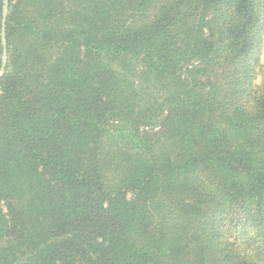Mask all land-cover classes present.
I'll return each instance as SVG.
<instances>
[{"label":"trees","instance_id":"16d2710c","mask_svg":"<svg viewBox=\"0 0 264 264\" xmlns=\"http://www.w3.org/2000/svg\"><path fill=\"white\" fill-rule=\"evenodd\" d=\"M8 1L0 264H264V0Z\"/></svg>","mask_w":264,"mask_h":264},{"label":"rangeland","instance_id":"374dc122","mask_svg":"<svg viewBox=\"0 0 264 264\" xmlns=\"http://www.w3.org/2000/svg\"><path fill=\"white\" fill-rule=\"evenodd\" d=\"M8 3L9 1L7 0V14L9 13V8H8ZM6 4V3H5ZM68 4V2H65L64 3V6ZM71 4L75 5V2H71ZM3 34V33H2ZM5 34V33H4ZM19 42V40H17ZM25 41L23 43H21V45L19 46L20 50L24 48V45H25ZM18 47V46H17ZM8 54V53H7ZM8 58V55L6 57V59ZM3 60H4V55H3ZM261 63L264 65V43H263V50H262V54H261ZM6 64H7V60H6ZM137 64V63H136ZM136 68V66H135ZM137 68H138V72H141L142 68L137 65ZM5 72V71H4ZM4 72L0 71V78L3 76ZM138 82H141L140 79L136 81L135 84H137ZM256 83H261V76L258 78L257 82Z\"/></svg>","mask_w":264,"mask_h":264},{"label":"water","instance_id":"95a60500","mask_svg":"<svg viewBox=\"0 0 264 264\" xmlns=\"http://www.w3.org/2000/svg\"><path fill=\"white\" fill-rule=\"evenodd\" d=\"M5 3H6V6H5V9H4L3 34H2L4 46H6V41L4 39V37H5L4 33H5V22H6V18H7V0H5ZM6 57H7V49L5 48V50H4V60H3L4 64H3L2 69H1L2 72H4L5 69H6V60H7Z\"/></svg>","mask_w":264,"mask_h":264}]
</instances>
